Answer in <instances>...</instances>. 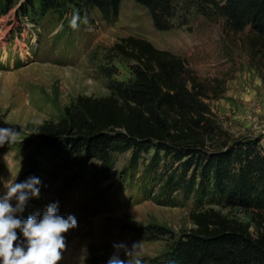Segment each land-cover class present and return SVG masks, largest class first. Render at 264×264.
<instances>
[{
  "label": "trees",
  "instance_id": "16d2710c",
  "mask_svg": "<svg viewBox=\"0 0 264 264\" xmlns=\"http://www.w3.org/2000/svg\"><path fill=\"white\" fill-rule=\"evenodd\" d=\"M123 0H31L25 16L93 11L108 25ZM159 31L191 11L222 20L226 31L245 35L253 50L264 47V0H132ZM180 26L186 24L182 19ZM130 70L126 81L101 68L108 94L78 96L55 121L37 127V151L65 152L78 165L95 162L93 175L108 180L118 157L121 188L135 204L190 206L192 228L175 236L158 224L133 226L145 242L164 240L160 264H264V152L252 137L234 138L217 121L209 102L216 86L203 82L177 55L127 36L110 49ZM232 210L245 214L242 221Z\"/></svg>",
  "mask_w": 264,
  "mask_h": 264
},
{
  "label": "rangeland",
  "instance_id": "374dc122",
  "mask_svg": "<svg viewBox=\"0 0 264 264\" xmlns=\"http://www.w3.org/2000/svg\"><path fill=\"white\" fill-rule=\"evenodd\" d=\"M29 1L0 0V128L18 132L16 143L0 147V196L10 181L37 177L39 196L27 202L19 218L42 216L55 202L59 215L75 217L77 226L65 234L67 249L59 264H107L113 245L121 243L129 249L140 243L141 264H160L164 240L145 242L130 232L131 227L154 223L179 236L192 228V208L135 204L119 183L126 155L118 157L111 178L101 180L93 175L95 162L80 166L65 152L55 157L39 153L36 129L57 120L78 96L107 95L101 68H114L116 80L131 78L129 68L111 58L110 49L134 36L177 55L203 82L216 86L218 98L209 106L217 121L234 138L256 139L264 152V47L251 48L245 36L249 29L230 34L222 20L196 11L179 13L173 28L159 31L143 6L123 0L115 23L108 25L93 11L87 24L81 22L73 30L71 17L25 16ZM182 19L186 24L180 26ZM231 215L248 220L237 210ZM120 258L126 259L123 252Z\"/></svg>",
  "mask_w": 264,
  "mask_h": 264
},
{
  "label": "clouds",
  "instance_id": "9594fccd",
  "mask_svg": "<svg viewBox=\"0 0 264 264\" xmlns=\"http://www.w3.org/2000/svg\"><path fill=\"white\" fill-rule=\"evenodd\" d=\"M81 22L87 24V16L82 18L78 11L73 12L70 27L76 30ZM17 135L12 127L0 128V147L16 143ZM40 183L37 177L21 183L10 181L6 194L0 196V264H59L63 258L67 249L65 234L77 226L74 216L59 215L58 202L47 205L42 216L31 215L26 220L18 216L31 198L39 196ZM113 248L115 251L107 264H141L140 243H134L131 249L123 243L114 244ZM122 252L125 260L120 258Z\"/></svg>",
  "mask_w": 264,
  "mask_h": 264
}]
</instances>
